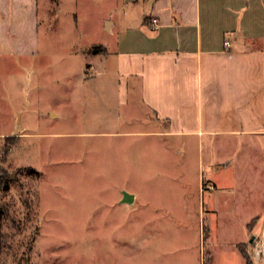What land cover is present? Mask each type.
<instances>
[{
    "label": "rangeland",
    "instance_id": "rangeland-1",
    "mask_svg": "<svg viewBox=\"0 0 264 264\" xmlns=\"http://www.w3.org/2000/svg\"><path fill=\"white\" fill-rule=\"evenodd\" d=\"M48 6L42 53L0 64V264H242L236 245L247 239L245 225L260 216L252 235L264 229V155L245 146L237 155L235 146L232 166L199 172L206 166L195 145L185 161L189 172H179L177 153L178 168L166 172L164 155L153 154L149 141L138 145L121 134L135 127L125 124L115 97L98 96L116 91L118 79L105 80L95 68L84 73L94 58L83 52H99L84 47L111 43L102 19L125 17L136 4ZM201 174L217 199L212 208L205 198L199 217ZM124 192L137 200L124 202Z\"/></svg>",
    "mask_w": 264,
    "mask_h": 264
},
{
    "label": "crops",
    "instance_id": "crops-1",
    "mask_svg": "<svg viewBox=\"0 0 264 264\" xmlns=\"http://www.w3.org/2000/svg\"><path fill=\"white\" fill-rule=\"evenodd\" d=\"M131 2L137 6L134 13L102 19V31L111 43L87 45L84 49L97 46L99 52H83L94 58L84 73L95 68L105 80L111 75L118 79L116 91L104 88L97 94L104 102L115 97L125 111V124H134L135 129L121 134L134 136L138 145L149 141L153 154L164 155L166 172H175L176 153L182 159L179 172H189L185 161L195 145L206 166L199 172L232 166L235 146L237 155L243 152L239 146H245L246 152L263 156L264 0ZM48 7V0H0V64L42 53L41 28L48 22ZM103 124L110 134L112 120ZM208 180L200 175L199 217L207 211L204 199L212 208L217 199L215 187H202L212 185ZM129 193L133 204L137 195ZM259 218L245 225L247 239L236 245L242 264L238 246H251L249 240L256 236L246 226Z\"/></svg>",
    "mask_w": 264,
    "mask_h": 264
},
{
    "label": "built area",
    "instance_id": "built-area-1",
    "mask_svg": "<svg viewBox=\"0 0 264 264\" xmlns=\"http://www.w3.org/2000/svg\"><path fill=\"white\" fill-rule=\"evenodd\" d=\"M152 28L156 29L158 27V22L156 18L151 19ZM212 190V185H205L204 189ZM251 253L254 261L256 263H260L264 261V229L262 231V235L259 238L254 237L251 242Z\"/></svg>",
    "mask_w": 264,
    "mask_h": 264
},
{
    "label": "trees",
    "instance_id": "trees-1",
    "mask_svg": "<svg viewBox=\"0 0 264 264\" xmlns=\"http://www.w3.org/2000/svg\"><path fill=\"white\" fill-rule=\"evenodd\" d=\"M10 150L5 148L4 149V157H6L9 154ZM3 172H0V187H2V184L5 182V175L2 174ZM257 219L253 220L249 225L246 226V229L248 231H252L253 227L255 226V223H257ZM244 260L245 264H254L253 259L250 257L248 251H247V245H239L238 246Z\"/></svg>",
    "mask_w": 264,
    "mask_h": 264
},
{
    "label": "water",
    "instance_id": "water-1",
    "mask_svg": "<svg viewBox=\"0 0 264 264\" xmlns=\"http://www.w3.org/2000/svg\"><path fill=\"white\" fill-rule=\"evenodd\" d=\"M132 200V197L128 194H124V202H130ZM253 240V237L250 238L249 243H251Z\"/></svg>",
    "mask_w": 264,
    "mask_h": 264
}]
</instances>
